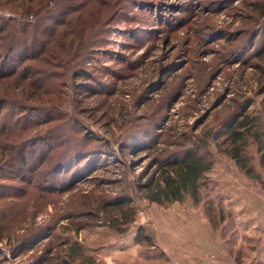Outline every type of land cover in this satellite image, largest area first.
Returning <instances> with one entry per match:
<instances>
[{
    "label": "rangeland",
    "instance_id": "rangeland-1",
    "mask_svg": "<svg viewBox=\"0 0 264 264\" xmlns=\"http://www.w3.org/2000/svg\"><path fill=\"white\" fill-rule=\"evenodd\" d=\"M108 1L113 14L102 27L104 34L99 35L103 43L80 68L60 81L62 95L57 111L34 112L35 126L24 135L29 149L46 145L55 149L51 164L37 170L53 190L42 193V189L29 188L26 170L20 174L23 179L12 169L1 171L0 220L7 225L5 234L9 238L0 247L8 259L6 264H37L44 255H61L62 249L56 245L62 240H78L91 253L99 248L95 255L101 261L104 254L122 246L119 240L128 241L140 228L156 248L145 244L135 248L129 242L126 250L136 253L129 256H133V264H208L214 260L213 250L197 240L201 239V235L197 237L201 226L204 231L208 225L211 236L212 231L219 234L208 218L211 211L206 203L196 206L187 199L162 206L148 202L136 187L139 174L158 152L152 148L137 155L134 150L148 146L160 133L163 136L156 148L166 149L168 154L180 149L166 145L176 137L184 139L185 134L206 139L223 131L232 116L240 112L264 114L262 85L257 81L264 78V72L255 71L252 60H247V52L260 47L264 29V18L255 12L258 6L250 8L248 4L258 5L264 0ZM80 69L85 72L77 77ZM50 114H55L56 122H46ZM84 136L92 140L84 142ZM251 141L248 152L259 168L260 154ZM210 144L216 164L224 166L222 171L231 170V159L222 155L214 140ZM68 148L92 152L96 157L85 165L88 160L78 159L69 168L71 173L67 171L60 178L54 164ZM233 177L230 182L226 180L229 185L235 187L238 181L243 185L244 175L240 180ZM205 182L207 192L211 182ZM246 188L254 193V201L264 200L260 185ZM125 195L135 202L137 215L121 234L108 225L100 211L104 203ZM228 198L225 209L238 220L237 213L244 211L242 207L234 209ZM90 211L93 217H88ZM82 213L83 218L79 217ZM70 215L73 220H67ZM178 220H184L183 225L193 224L181 228ZM79 226V233L73 231ZM245 228V223L239 227ZM251 236L256 240L264 237ZM26 238L31 243L19 250ZM162 252L169 255L168 260Z\"/></svg>",
    "mask_w": 264,
    "mask_h": 264
},
{
    "label": "trees",
    "instance_id": "trees-1",
    "mask_svg": "<svg viewBox=\"0 0 264 264\" xmlns=\"http://www.w3.org/2000/svg\"><path fill=\"white\" fill-rule=\"evenodd\" d=\"M248 7H257L255 12L258 11L260 19L264 18L263 1L258 5L249 3ZM112 14L113 5L108 0H0V175L12 169V173L23 179L20 174L26 170L30 175L26 180L29 188L37 191L42 189V193L53 190L50 181H43L37 170L51 164L55 149L52 145L38 147L39 140L35 141L37 149H29L24 135L35 126L34 112L57 111L62 95L60 81L70 76L71 70L74 73L80 68L98 44L103 43L104 39L99 35ZM262 31L260 47L250 54L247 52V60H252L251 68L261 71V74L264 72V29ZM83 72L80 69L77 77ZM257 81L262 85L261 94L264 95V78ZM49 116L51 119H45L46 122L57 121L55 114ZM232 117L223 131L207 135L206 139L184 134V139L176 137L171 142L167 141L166 145L180 148L168 154L166 149L156 148L163 136L160 133L152 137L148 146L135 148L137 155L152 148L158 152L148 168L139 174L136 188L152 204L163 206L184 203L187 199H191L196 206L206 203V209L211 211L206 214L213 229H219L226 241L228 255L234 264H244L247 258H255L258 251L260 253L264 239L255 240L248 238L247 234L240 235L241 231L233 216L226 210L228 196L223 193L221 184L208 175L214 169L217 158L210 150V140L216 142L222 155L230 158L240 173L264 190V114L240 112ZM83 139L84 142L92 140L86 136ZM220 139L223 140L219 142ZM249 141L256 145L260 154L259 168L248 152ZM92 155V152H75V149L68 148L54 164L57 167L56 173L61 178V174L67 171L71 173L69 168L78 159L88 160L84 162L85 165L90 159H95L96 156L93 158ZM207 180H210L211 188L205 192ZM100 212L106 215L108 225L117 228L121 234L136 221L137 215L135 202L127 195L104 203L103 211ZM88 215L93 217L94 212L90 211ZM72 217L70 215L67 220H73ZM79 217L83 218V213ZM6 227L0 220V243L9 238L5 234ZM80 229L82 226L73 231L79 233ZM241 236L245 238L244 243L237 241ZM257 242L260 243L259 248ZM28 243H31L30 239L22 240L18 249L21 250ZM134 243L138 246L148 245L146 247L150 249L156 248L143 228L134 236ZM56 247L62 249L63 254L51 257L44 255L37 264L100 262L95 255L99 248L91 253L78 240H62ZM11 253L16 254L12 250ZM47 253H50V249ZM162 255L168 260L164 252ZM7 261L4 249L0 247V264H6ZM257 264H264V260Z\"/></svg>",
    "mask_w": 264,
    "mask_h": 264
},
{
    "label": "crops",
    "instance_id": "crops-1",
    "mask_svg": "<svg viewBox=\"0 0 264 264\" xmlns=\"http://www.w3.org/2000/svg\"><path fill=\"white\" fill-rule=\"evenodd\" d=\"M231 166H232L231 170L222 171L224 169V166L222 164L218 163L215 165L210 176L215 178V180L221 184L223 193L226 196L228 195V197H230L232 199V207L234 209H236V208L239 209V207H242L241 210H243L244 212L242 214H239V212H238L237 213L239 216L238 220H235L238 227H240L242 224L245 223L246 228L244 230L240 229V231H241L240 235H241V233L244 232V234H248L249 235L248 237H250V238L252 237L251 235L256 236L257 234H261L262 236H264V202H263L264 200L259 201V199H256V201H254L252 199V198H256V197L253 196L254 195L253 192L248 191L246 186L247 187L250 186V188L252 187L254 189V186H256V185H254L250 181H248L245 176L243 177V180H242L243 185H241L242 183H240V181H238L239 182V183H237L238 185L236 184L234 187L233 185H229L230 183L226 182V180H229V182H230V180H231L230 178H232L233 175L236 176L237 179L239 178V180L243 176L240 172H238V170L235 168L234 165H231ZM240 175H242V176L240 177ZM233 184H235V183H233ZM227 185H229V186L226 187ZM243 186H245V187H243ZM238 189H240V190H238ZM260 194H262L264 196V191H262ZM241 215L246 217L245 222H243L241 220V218H240ZM245 217H243V218H245ZM203 220L204 219H202V222L204 223ZM178 221H180L179 224H180L181 228L182 227L188 228L193 224L192 222H185V224L183 225L182 222L184 220H178ZM204 226L205 225H203V227ZM208 229H210V228L207 225L204 227V231L202 229V226H201V232H199L197 230V237L199 235H201L200 236L201 239L197 238V240L203 242L204 245L211 248L213 250V253H214L213 254L214 260L212 262H208V264H234L233 259L228 255V252L226 249V241L222 237L221 233L219 232V234H217V233H214L212 231V236H211V235H209ZM191 233H192V231H191ZM127 239H128V241H126V239L122 238V240H119V242H120V244H122V246H117L116 248L110 250L108 253L104 254L101 257V261L99 260L101 262V264H133V262H131L134 260V258H132L133 256L129 257L132 255L133 251L129 252L126 249L130 245L129 242H132V245L135 248L138 245L133 243L134 242L133 241L134 236H131ZM251 239H255V238L252 237ZM261 239H264V237H261ZM237 241H238V243L242 242L243 237L241 236L240 238H238ZM243 243H244V241H243ZM245 244H246V242H245ZM125 246H127V247H125ZM118 247H121L122 249H120ZM164 250L168 254L171 251V250H169V247H166V246H165ZM259 250H260V253L258 251V254H256L255 258H254V256L247 258L244 264H257L258 261L264 260V243H261V248ZM134 252H136V251H134ZM121 254L128 255V256H126V258H125ZM133 254L136 255V253H133ZM136 257H137V259H140L139 256H136Z\"/></svg>",
    "mask_w": 264,
    "mask_h": 264
}]
</instances>
